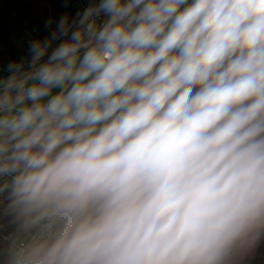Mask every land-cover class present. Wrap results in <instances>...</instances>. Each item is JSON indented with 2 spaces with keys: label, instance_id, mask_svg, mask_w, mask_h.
<instances>
[{
  "label": "clouds",
  "instance_id": "obj_1",
  "mask_svg": "<svg viewBox=\"0 0 264 264\" xmlns=\"http://www.w3.org/2000/svg\"><path fill=\"white\" fill-rule=\"evenodd\" d=\"M28 51L0 76V264H252L264 0H99Z\"/></svg>",
  "mask_w": 264,
  "mask_h": 264
},
{
  "label": "trees",
  "instance_id": "obj_2",
  "mask_svg": "<svg viewBox=\"0 0 264 264\" xmlns=\"http://www.w3.org/2000/svg\"><path fill=\"white\" fill-rule=\"evenodd\" d=\"M71 2L72 0H0V65L15 57L20 41L28 31L35 27H45L50 19L53 31L62 16L76 18ZM252 264H264V246H261Z\"/></svg>",
  "mask_w": 264,
  "mask_h": 264
},
{
  "label": "built area",
  "instance_id": "obj_3",
  "mask_svg": "<svg viewBox=\"0 0 264 264\" xmlns=\"http://www.w3.org/2000/svg\"><path fill=\"white\" fill-rule=\"evenodd\" d=\"M98 3L99 0H72L71 2V9L76 15L78 12L82 13L84 9L90 6L92 3ZM103 20V17L100 18ZM52 25L51 27H35L32 30L28 31L25 36L20 41L19 51L16 53L14 58L8 59L7 62L0 65V76H7V65L11 62H19L22 59L27 64L30 59V54L28 51L29 42L35 39H44L50 35L52 32ZM57 45V42H54L53 48ZM52 49L49 50L51 52Z\"/></svg>",
  "mask_w": 264,
  "mask_h": 264
}]
</instances>
